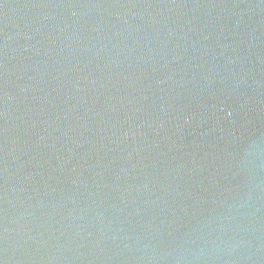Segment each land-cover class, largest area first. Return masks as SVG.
I'll return each instance as SVG.
<instances>
[{"label": "water", "instance_id": "1", "mask_svg": "<svg viewBox=\"0 0 264 264\" xmlns=\"http://www.w3.org/2000/svg\"><path fill=\"white\" fill-rule=\"evenodd\" d=\"M0 264H264V0H0Z\"/></svg>", "mask_w": 264, "mask_h": 264}]
</instances>
